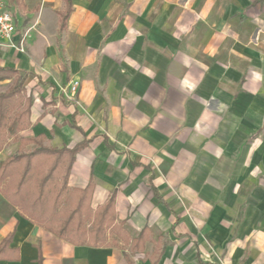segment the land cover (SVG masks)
Listing matches in <instances>:
<instances>
[{
  "label": "crops",
  "instance_id": "obj_1",
  "mask_svg": "<svg viewBox=\"0 0 264 264\" xmlns=\"http://www.w3.org/2000/svg\"><path fill=\"white\" fill-rule=\"evenodd\" d=\"M2 1L29 32L0 47L33 99L19 137L79 147L69 186L116 192L122 234L75 245L0 195V264H264V0H72L64 28L67 0Z\"/></svg>",
  "mask_w": 264,
  "mask_h": 264
},
{
  "label": "trees",
  "instance_id": "obj_2",
  "mask_svg": "<svg viewBox=\"0 0 264 264\" xmlns=\"http://www.w3.org/2000/svg\"><path fill=\"white\" fill-rule=\"evenodd\" d=\"M67 2L62 28L71 10L72 0ZM25 76L18 69L0 67V81L13 79V84L0 92V152L12 135L21 142L18 152L0 163V195L38 225L72 244L106 245L110 230L122 234V225L116 223V192L94 210L93 181L83 189L69 186L79 147L59 149L37 137H19L18 133L31 125L33 99L26 95ZM29 144L35 147L25 150ZM146 239L147 231H143L134 245ZM156 256L158 260L159 254Z\"/></svg>",
  "mask_w": 264,
  "mask_h": 264
},
{
  "label": "built area",
  "instance_id": "obj_3",
  "mask_svg": "<svg viewBox=\"0 0 264 264\" xmlns=\"http://www.w3.org/2000/svg\"><path fill=\"white\" fill-rule=\"evenodd\" d=\"M17 31L16 17L4 1H0V47H9L20 52H26L28 31L20 35L19 40L15 39ZM80 88V81L74 80L62 88V93L70 99H76Z\"/></svg>",
  "mask_w": 264,
  "mask_h": 264
},
{
  "label": "rangeland",
  "instance_id": "obj_4",
  "mask_svg": "<svg viewBox=\"0 0 264 264\" xmlns=\"http://www.w3.org/2000/svg\"><path fill=\"white\" fill-rule=\"evenodd\" d=\"M0 1H2V0H0ZM8 8H9L11 11L13 10L11 5H8Z\"/></svg>",
  "mask_w": 264,
  "mask_h": 264
}]
</instances>
